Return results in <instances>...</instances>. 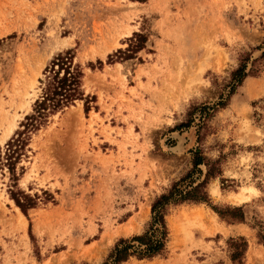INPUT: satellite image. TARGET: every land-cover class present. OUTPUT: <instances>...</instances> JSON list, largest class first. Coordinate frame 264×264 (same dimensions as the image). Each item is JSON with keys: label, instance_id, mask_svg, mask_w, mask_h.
I'll use <instances>...</instances> for the list:
<instances>
[{"label": "rangeland", "instance_id": "1", "mask_svg": "<svg viewBox=\"0 0 264 264\" xmlns=\"http://www.w3.org/2000/svg\"><path fill=\"white\" fill-rule=\"evenodd\" d=\"M69 49L84 99L31 133L12 172L0 163V264H113L190 172L180 187L206 180L208 202L169 204L164 250L120 264H264V0H0V157Z\"/></svg>", "mask_w": 264, "mask_h": 264}, {"label": "trees", "instance_id": "2", "mask_svg": "<svg viewBox=\"0 0 264 264\" xmlns=\"http://www.w3.org/2000/svg\"><path fill=\"white\" fill-rule=\"evenodd\" d=\"M137 36L139 40L129 49L132 52L135 49L141 48L144 42L141 35L137 34ZM99 63L102 64V61H99ZM44 74L45 79H41L42 92L34 103L33 111L26 115L21 124L22 130L17 131L16 137H13L7 143L4 156L0 157V163L3 164L5 162L8 164L11 172L15 159L25 150L31 133L40 129L48 121L50 115L74 104L77 100L84 99V91L82 89L84 72L82 67L75 62V52L73 49L55 56L46 67ZM249 74L247 63L243 60L240 66L232 72L231 79L227 85V88H229L227 98L219 101L213 108L224 107L227 104L228 98L235 93L237 87L243 83ZM85 109L86 111L90 109L88 102L85 105ZM203 109L209 110L210 107L205 106ZM204 161L205 157L197 151L193 161L194 168L203 164ZM191 175L192 172L184 177L181 182L174 183L167 193L162 194L155 200L152 206V221L149 230L143 235L134 236L129 241L121 240L110 256L113 264H120L131 255H137L139 258L153 257L164 250L168 235L164 211L169 204H178L184 201L208 202V194L205 190L206 180L195 186L190 184L184 188L180 187V184L191 177ZM208 175H212L211 171L208 172L207 177ZM12 198L25 214H27L29 208L34 207L32 199L31 205L25 206V201L22 197H18L15 193H12ZM233 211L234 214H231L238 216L241 209H234ZM219 213L221 214V212ZM239 218L244 219V215L241 214ZM133 242L139 244L136 246ZM242 245V250L236 251L232 255L233 260H237L246 250L247 243L245 239H243Z\"/></svg>", "mask_w": 264, "mask_h": 264}, {"label": "snow or ice", "instance_id": "3", "mask_svg": "<svg viewBox=\"0 0 264 264\" xmlns=\"http://www.w3.org/2000/svg\"><path fill=\"white\" fill-rule=\"evenodd\" d=\"M129 36H130V39L128 41V46L131 47V45L133 44V42L135 40V37L131 33H129ZM257 102L260 103L262 107H264V97L260 98V100ZM19 196L22 197L23 200L25 201V206L31 205L32 201H31V198L27 192L22 190V191H20ZM218 211H220L221 215H223V216H227L230 213L234 214V211L228 207H224L223 209H218ZM258 223L260 224V226L262 228H264V219H262Z\"/></svg>", "mask_w": 264, "mask_h": 264}, {"label": "bare ground", "instance_id": "4", "mask_svg": "<svg viewBox=\"0 0 264 264\" xmlns=\"http://www.w3.org/2000/svg\"><path fill=\"white\" fill-rule=\"evenodd\" d=\"M216 191H217V189H216ZM238 196V195H237ZM242 199V198H241Z\"/></svg>", "mask_w": 264, "mask_h": 264}]
</instances>
